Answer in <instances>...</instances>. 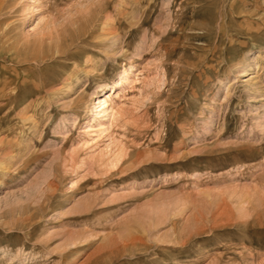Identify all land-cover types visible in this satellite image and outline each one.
I'll return each instance as SVG.
<instances>
[{"label":"rangeland","instance_id":"1","mask_svg":"<svg viewBox=\"0 0 264 264\" xmlns=\"http://www.w3.org/2000/svg\"><path fill=\"white\" fill-rule=\"evenodd\" d=\"M0 264H264V0H0Z\"/></svg>","mask_w":264,"mask_h":264},{"label":"bare ground","instance_id":"2","mask_svg":"<svg viewBox=\"0 0 264 264\" xmlns=\"http://www.w3.org/2000/svg\"><path fill=\"white\" fill-rule=\"evenodd\" d=\"M127 72L124 70L122 72V75L120 77V82H127L128 77L126 76ZM120 84V83H119ZM123 84V83H122ZM125 89L120 88V90L117 93V98L124 97L125 95L122 93ZM121 93V94H120ZM114 94V92H113ZM96 115L101 116L97 121L92 123H86L87 125L84 127V133L87 136H90V140L95 141V145L99 143V139H102L104 136V133L109 129V126L111 127V124H113V121L116 120L118 109H117V103L110 97H100L98 99V107L96 109ZM90 120V119H89ZM88 122V121H87ZM102 141V140H100ZM112 141V140H111ZM91 142V141H90ZM89 141L86 140L85 144L88 145ZM108 144V143H107ZM110 145V143H109ZM108 146V145H107ZM105 146L106 148H109L110 146ZM109 151V149L107 150Z\"/></svg>","mask_w":264,"mask_h":264}]
</instances>
